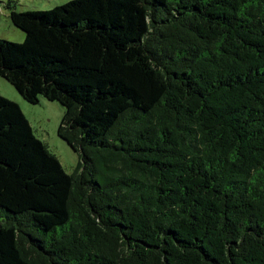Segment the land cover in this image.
<instances>
[{
  "label": "trees",
  "instance_id": "1",
  "mask_svg": "<svg viewBox=\"0 0 264 264\" xmlns=\"http://www.w3.org/2000/svg\"><path fill=\"white\" fill-rule=\"evenodd\" d=\"M6 9L0 79L79 162L0 96V264H264V0Z\"/></svg>",
  "mask_w": 264,
  "mask_h": 264
},
{
  "label": "rangeland",
  "instance_id": "2",
  "mask_svg": "<svg viewBox=\"0 0 264 264\" xmlns=\"http://www.w3.org/2000/svg\"><path fill=\"white\" fill-rule=\"evenodd\" d=\"M9 1L14 3V8L20 12L47 11L70 0H0V39L22 43L24 34L12 26L8 17L9 10L6 9V4ZM0 96L17 102L34 136L57 157L64 171L71 174L79 162V154L58 137L57 132L63 117V108L58 103L48 102L43 98L39 99L37 105H30L3 79H0Z\"/></svg>",
  "mask_w": 264,
  "mask_h": 264
},
{
  "label": "crops",
  "instance_id": "3",
  "mask_svg": "<svg viewBox=\"0 0 264 264\" xmlns=\"http://www.w3.org/2000/svg\"><path fill=\"white\" fill-rule=\"evenodd\" d=\"M14 101V100H13ZM15 102V101H14ZM17 103V102H16Z\"/></svg>",
  "mask_w": 264,
  "mask_h": 264
}]
</instances>
